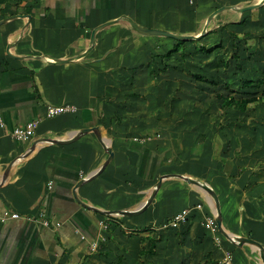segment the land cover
<instances>
[{
  "label": "crops",
  "instance_id": "crops-1",
  "mask_svg": "<svg viewBox=\"0 0 264 264\" xmlns=\"http://www.w3.org/2000/svg\"><path fill=\"white\" fill-rule=\"evenodd\" d=\"M133 23L195 37L179 43ZM263 67L264 0H0V264H263L258 247L204 224L216 216L212 199L176 174L216 191L229 233L264 245V115L175 100L189 98L190 86L202 95L230 82L242 89L246 72ZM63 104L77 110L47 117ZM32 119L40 120L35 135L15 140L13 130ZM95 126L114 156L75 188L109 158L96 134L38 140ZM165 175L142 213H109L139 209ZM184 208L189 220L172 226ZM6 212L21 218L3 221ZM147 236L158 248L144 263Z\"/></svg>",
  "mask_w": 264,
  "mask_h": 264
},
{
  "label": "water",
  "instance_id": "water-1",
  "mask_svg": "<svg viewBox=\"0 0 264 264\" xmlns=\"http://www.w3.org/2000/svg\"><path fill=\"white\" fill-rule=\"evenodd\" d=\"M255 7H257V5L245 7V8H243V10L252 9V8H255ZM222 9H225V8H220V9L216 10L214 12V14H212L211 19L213 18V16L216 13L220 12ZM107 25H109V23H104V24H101V25L97 26L96 28H94V30L92 31V35H91V46H90V48H92L94 43H95V34H96V32L99 29H102V28L106 27ZM133 25L140 32L173 37V38H175L177 40H188V39H193L195 37V36H190V35H179V34H175L173 32L166 31V30L145 28V27H141V26H139V25H137L135 23H133ZM61 61H66V60H61ZM90 131H93L96 134L99 142L104 146V148L109 153V158L107 159V161L103 164V166L99 170L94 172L88 178L83 179L80 182H78V184L75 186V188L81 186V184H83L85 181L91 180V179L95 178L96 176H98L105 169V167L110 162L111 158L114 156V152H113L112 148L107 145L104 137L99 132V127L95 126V127H92V128H85L80 133L76 134L75 136H73L72 138H70L68 140H53V139H49V138H41V139L38 140V142L39 141H53L55 143H67V142H70V141H74L81 134L87 133V132H90ZM36 143L37 142L33 143L32 147L30 149V152L32 150H34ZM9 169H10V167L6 170V173H5V176H4V180L7 178V175L9 173ZM170 175L161 176V178L159 179V181L157 183V186L153 190L150 198L139 209L133 210V211H123V210H121V211H115V212H109V213H112V214L113 213H120V214H124V215H135V214L142 213L145 209H147L149 207V205L154 200L159 188L161 187L163 179L165 177L170 176ZM176 176L183 178L184 180L188 181L191 184H195V185L201 187L209 195V197L212 199V202H213V204L215 206V209H216V221H217V225H218V229H219L220 233L222 235H224L227 239L235 242L236 244L243 245L245 243H248V244H252V245L258 247L259 250L261 251V257H262V261H263V264H264V245L263 244H261L259 241L255 240L254 238H250V237H235V236H233L231 233H229L224 228V226H223V215H222V209H221V202H220L219 196L216 193V191L213 190L210 186H208L207 184H205L204 182H202L200 180H197V179H194V178H191V177H188V176H184V175H179V174H176ZM73 194H74V197L77 200V202L83 204V202L79 199V197H78V195H77L75 190L73 191Z\"/></svg>",
  "mask_w": 264,
  "mask_h": 264
},
{
  "label": "trees",
  "instance_id": "trees-1",
  "mask_svg": "<svg viewBox=\"0 0 264 264\" xmlns=\"http://www.w3.org/2000/svg\"><path fill=\"white\" fill-rule=\"evenodd\" d=\"M184 42V40H180L179 43ZM223 47L222 43H219L217 45L207 47L203 46L200 48L201 51H205L206 53L210 54L214 52L217 49H220ZM178 48H174L172 51L169 52V55H172L174 52H176ZM241 56L238 54V52L235 53V58L239 59ZM193 77L199 81H203L206 83H209L211 85H217L218 82L214 80V77L211 78L195 73L193 74ZM226 87H229L230 93L224 94V93H216V98L221 101V109H230V110H238L241 113L247 112L251 106V104H264V67L262 68V71L260 72V76L257 80L251 79L246 77L242 83V89L235 90L234 88H231L229 85ZM239 94V96H237ZM256 106V105H255ZM150 230L149 227L143 229V231ZM149 241L148 247H143L140 251L141 258L143 259L144 263H147L146 258L147 257H153L157 254V239L154 236H147L145 237ZM143 238V239H145ZM119 264H122V258ZM153 264V263H152Z\"/></svg>",
  "mask_w": 264,
  "mask_h": 264
},
{
  "label": "built area",
  "instance_id": "built-area-1",
  "mask_svg": "<svg viewBox=\"0 0 264 264\" xmlns=\"http://www.w3.org/2000/svg\"><path fill=\"white\" fill-rule=\"evenodd\" d=\"M76 110H77V106L74 104L51 105L47 109V117H55L59 114H63L66 112H75ZM39 123H40L39 119H32L27 124L16 127L13 130L12 137L18 141H25L31 139L35 135ZM0 124L1 125L3 124L1 118H0ZM50 187H52V184L50 185ZM195 208L199 210H203V205L199 203L197 204V206H195ZM191 211L192 208H184L180 212L176 213L171 220V225L177 227L182 224H185L190 218ZM9 218L18 219L21 218V214L18 212H6L5 215L2 217L3 221H6ZM204 219H205L204 221L205 225H207L214 232L217 233L219 232L215 215H205ZM39 220L45 226H48L50 224L49 216L47 214L44 213L41 214L39 216ZM102 225H104V223H102ZM98 246H99L98 243L95 242L92 244V249L96 250ZM227 259L229 262L232 260V255L230 253H228Z\"/></svg>",
  "mask_w": 264,
  "mask_h": 264
},
{
  "label": "rangeland",
  "instance_id": "rangeland-1",
  "mask_svg": "<svg viewBox=\"0 0 264 264\" xmlns=\"http://www.w3.org/2000/svg\"><path fill=\"white\" fill-rule=\"evenodd\" d=\"M221 69H222V67H221ZM227 70V69H226ZM256 71H250V72H246V74H249L250 75V77L251 78H254V77H256L255 78V80H257L258 78H259V72H260V70H261V68H257V69H255ZM223 71H224V68H223ZM245 74V75H246ZM244 76V75H243ZM243 76H242V78H243ZM258 76V77H257ZM233 82V81H232ZM240 83H231L230 82V87L231 88H234L235 90H237V89H239L240 88V85H239ZM197 85H200L199 83H197ZM227 85L225 84V86L223 85H221L220 87H212V86H209L208 87V89H209V91H207V93L206 94H200V91L198 90L199 88L198 87H195V86H190L189 88L187 87V89H189V95H190V97L189 98H186L185 96L182 98V101H184V102H182V101H180V102H178V99H180V98H178V97H175V100H176V103H177V105H183V107H185L184 106V103H187V102H185V100H187V99H189V102L187 103V106H188V104L191 106V107H193V106H195L196 104H198L200 107H202L203 108V110H205L206 109V112L208 111V112H211V111H213V110H215L216 109V107H217V109L219 108V106H220V104H221V102H220V100H218L215 96H216V93H225V94H229L230 93V89H229V87H226ZM175 94H177V93H175ZM200 94V95H199ZM199 95V96H198ZM195 96V97H194ZM237 96H239V94L237 95ZM181 100V99H180ZM192 100H193V102H196L195 104L194 103H192ZM256 105V106H255ZM251 106L253 107L252 108V112L253 113H257L258 115H259V117H261L262 115H264V106L262 105V104H251ZM198 107V106H197ZM191 110H195L194 108H192ZM221 111H222V109H221ZM211 115H212V113H211ZM259 117H258V119H259ZM254 118H256V117H254ZM212 119V118H211ZM210 118H208V120L209 121H214L215 123H218V121H219V119L217 120V121H215V120H211ZM260 120V119H259ZM259 120H257V119H254V122L256 121H259ZM221 121H223L222 119H221ZM260 121H262V120H260Z\"/></svg>",
  "mask_w": 264,
  "mask_h": 264
}]
</instances>
